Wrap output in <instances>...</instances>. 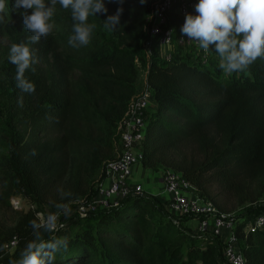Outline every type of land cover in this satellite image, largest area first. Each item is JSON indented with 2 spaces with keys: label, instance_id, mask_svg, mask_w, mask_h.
Listing matches in <instances>:
<instances>
[{
  "label": "trees",
  "instance_id": "16d2710c",
  "mask_svg": "<svg viewBox=\"0 0 264 264\" xmlns=\"http://www.w3.org/2000/svg\"><path fill=\"white\" fill-rule=\"evenodd\" d=\"M13 2L7 0L0 36L8 39V47L28 45L37 62L35 72L25 73L35 84L32 94L16 87V66L8 57L0 65V212L13 208L14 197L35 209L14 207L13 227L0 222V264L18 262L37 233L42 242L57 243L50 264H219L218 242L204 243L176 220L157 216L163 209L149 194L85 216L62 210L52 233L34 230L29 221L41 223L38 213L46 205L72 206L95 195L98 173L116 156L115 133L136 94L139 63L148 65L156 101L142 165L180 172L221 211L229 210L224 196L236 205L258 204L264 199V64L253 62L259 68L253 79H221L220 68L192 62L181 51L166 63L156 52L148 57L139 50L149 18L147 4L139 0H125L114 29L105 20L120 5L106 0L108 12L89 17L96 24L91 43L79 49L68 44L70 10L57 5L52 33L30 44L24 10L14 9ZM106 29L115 32L117 42L105 38ZM189 140L195 148L186 146ZM256 211L251 208L249 215ZM236 231L246 263L264 264V231L244 235L241 225ZM14 234L17 248L2 258Z\"/></svg>",
  "mask_w": 264,
  "mask_h": 264
},
{
  "label": "built area",
  "instance_id": "2783aa9c",
  "mask_svg": "<svg viewBox=\"0 0 264 264\" xmlns=\"http://www.w3.org/2000/svg\"><path fill=\"white\" fill-rule=\"evenodd\" d=\"M150 1L152 11L146 25L147 39L144 42L147 56L156 52L158 59L166 63L174 60L181 51L192 62L207 65L211 46L205 52L196 41L188 40L181 32L186 14H196L195 4L198 0ZM153 99L152 89L147 85L130 100L116 129V156L102 167L104 175L96 187L95 195L71 202L72 206H65L66 210L72 208L71 213L85 216L89 210L119 206L126 197L149 193L143 183L134 179V170L137 165L142 164V146L149 122L148 108ZM161 170L155 197L163 200L166 209L174 216H192L202 229H210L221 236L225 244L224 257L229 264H247L236 229L241 225L244 235L264 231V209L251 219L236 222L231 217V212L219 210L211 200L185 180L180 172L166 168ZM12 199L17 200V205L20 204V197ZM52 214L58 217L59 212ZM18 241V236L12 235L4 245L5 250L13 253Z\"/></svg>",
  "mask_w": 264,
  "mask_h": 264
},
{
  "label": "clouds",
  "instance_id": "9594fccd",
  "mask_svg": "<svg viewBox=\"0 0 264 264\" xmlns=\"http://www.w3.org/2000/svg\"><path fill=\"white\" fill-rule=\"evenodd\" d=\"M125 0H107V3L120 5L117 11L108 15L105 26L112 29L120 22ZM145 4L147 0H139ZM59 5L64 10H70L72 19V34L68 44L79 49L91 43L95 23H89L90 16L108 12L106 0H14L12 7L23 8V24L25 31L31 33L30 44L37 43L41 37L52 33V18ZM7 0H0V24L6 23L5 15ZM195 13H188L181 28L183 35L190 41H196L201 49L209 51L210 45H215L220 57L219 67L227 74L247 69L258 58H264V0H198ZM8 59L16 66V87L22 93L35 92V84L25 76L27 70L35 72L34 59L30 47L24 43L12 44ZM19 106H23V96ZM35 154V152H33ZM29 225L38 230L43 227L48 233L58 230V217L47 216L41 223L30 220ZM68 243L63 242V250ZM58 250L56 241L42 242L36 235V242H28L20 252L18 262L10 264H50L55 260ZM0 251L3 247L0 246Z\"/></svg>",
  "mask_w": 264,
  "mask_h": 264
},
{
  "label": "rangeland",
  "instance_id": "374dc122",
  "mask_svg": "<svg viewBox=\"0 0 264 264\" xmlns=\"http://www.w3.org/2000/svg\"><path fill=\"white\" fill-rule=\"evenodd\" d=\"M146 4H147L148 15L150 16L151 11H152L151 1L147 0ZM104 36H105V38L112 39L115 42L118 41V37L113 30L106 29ZM146 39H147V32H146V28H145V30L142 32V34H140V42H139V44H140L139 50L143 53L145 52L144 42ZM8 45H9L8 39L4 36H0V65L5 60V58L9 56L10 47H8ZM219 62H220V57H219L218 53L216 52L215 45H211L208 64H211L212 69L215 70V68H220ZM260 64H264V58H258L256 65H260ZM147 69H148L147 64H140V63L138 64V72H139V75L141 76V78H143L144 75L147 73ZM256 69H259V68H256L254 63H252L244 71L233 72L231 74L225 73L220 68V78L221 79H231V78L253 79L255 77ZM148 118H150L149 112H148ZM186 146L189 148H195L194 147L195 143L193 142V140H189V141H187ZM4 150L7 152L10 151V147H8V146L4 147ZM158 169L160 171L163 168H158ZM98 183H97V185H98ZM97 185H96V187H97ZM96 187H95V190H96ZM221 200L229 208V210H227V212H231V217L233 219H235L236 222H242V220L251 219L257 212H259L260 209L264 208V199H262L258 204L247 203L244 205H236L234 200H232L231 198L225 197V196L221 197ZM19 201H20V204L17 205V200L12 199L13 208L0 212V222L2 224H4L6 227H13L15 225L17 219H18V213L15 211L14 207L19 206V208H21L20 210H18V212L28 210L30 207H32V209H35V205H31L30 203H28L27 200L20 198ZM64 207H65V205H57V206L46 205L42 209V211L38 213V216L40 218V222L46 220L47 216L54 213V212H57V211L60 212V211H62V209L66 210L67 208L66 207L64 208ZM251 208H256L257 211L255 213H252L251 215H249V211ZM73 210H74V208H73ZM71 211H72V208H71ZM167 212L168 211H166V209H163L157 214V216L163 215V216H165V218L168 217V218H171L173 220H176L181 228L189 230L192 234L197 235L198 238L202 239V242H204V243L209 241V240H215L219 244V251L216 253V255L218 254V256H217L218 260H220L221 264H229L224 257V246H225V244H224V240L221 238V236L216 235L210 229H202L200 227L199 223H198V229H192L191 227L185 226L181 223L182 222L181 220L195 219L192 216H189V215L188 216H181V215L174 216L173 214H170L169 212L168 213ZM179 218H182V219L178 220ZM241 244H244V241L241 240ZM189 245H190V242H187L182 249L183 250V256L185 258H186V253H187ZM10 255H12V253L10 254V252L6 251L4 248V254H3L2 258L10 256Z\"/></svg>",
  "mask_w": 264,
  "mask_h": 264
},
{
  "label": "crops",
  "instance_id": "0c3cea01",
  "mask_svg": "<svg viewBox=\"0 0 264 264\" xmlns=\"http://www.w3.org/2000/svg\"><path fill=\"white\" fill-rule=\"evenodd\" d=\"M147 75H148V71L144 75L143 78H141V76L139 75L137 82H136L137 88H136L135 96L140 94L148 85ZM155 109H156V101L155 99H153L152 104L148 108V112L150 113V116L153 114ZM103 175H104L103 169L101 168L100 172L97 175L96 180L99 182L103 178ZM134 179L138 182L143 183L145 188L149 192L148 194L155 200V202L158 205H160L162 209H166V207L164 206L163 200L155 197L156 196L155 191L158 190L159 181H160V171L158 168L157 169L145 168L142 164H139L135 167ZM166 211L168 210L166 209ZM181 219L182 218H179L178 220H181ZM181 221H182L181 223L185 226H189L192 229H198V221L196 219H185ZM219 263L221 264L220 260H219Z\"/></svg>",
  "mask_w": 264,
  "mask_h": 264
}]
</instances>
